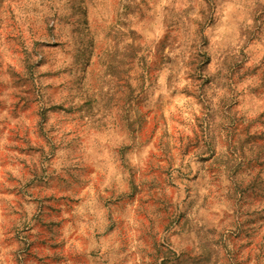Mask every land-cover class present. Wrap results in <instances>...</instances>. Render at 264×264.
<instances>
[{
  "label": "rangeland",
  "instance_id": "obj_1",
  "mask_svg": "<svg viewBox=\"0 0 264 264\" xmlns=\"http://www.w3.org/2000/svg\"><path fill=\"white\" fill-rule=\"evenodd\" d=\"M134 2L126 9L139 7ZM37 11L32 0H0V37L10 52L0 54V114H7L0 120V141H7L0 197H14L0 199V227L4 244L20 245L9 264H264V21L238 51L213 44L209 32L206 47L188 62L190 87L179 89L174 78L155 83L151 77L162 73H148L136 89L119 90L122 106L141 121V139H155L161 127L170 157L137 173L130 189L115 179L117 167L106 176L105 162L74 163L96 142L72 139L76 113L60 96L85 63V86L110 71L126 85L124 76L149 62L143 25L132 24L127 44L91 17L82 32H69L59 23L47 28L49 18L36 19ZM171 27L165 49L171 63L162 67L179 73L197 42L179 17ZM181 35L184 43L191 39L188 48ZM133 48L144 55L128 60ZM98 91L93 111L106 112L107 93ZM221 91L228 95L213 106ZM154 92L173 111L163 126L152 111ZM191 96L202 109L194 126L181 115Z\"/></svg>",
  "mask_w": 264,
  "mask_h": 264
},
{
  "label": "clouds",
  "instance_id": "obj_2",
  "mask_svg": "<svg viewBox=\"0 0 264 264\" xmlns=\"http://www.w3.org/2000/svg\"><path fill=\"white\" fill-rule=\"evenodd\" d=\"M129 0H32L38 10L35 18L43 21L49 18L47 28L55 29L57 24H64L69 32H82V25L88 22L89 17L94 22L104 25L106 31H112L116 40L125 39L127 44L133 43V23L143 25L142 34H145L146 44L152 45L149 55V62L142 64L134 76H124L126 85H120L121 73L119 71L108 73L104 79L96 78L95 85L84 84V73L87 64H81L78 71L79 76L70 78L71 83L68 90L61 93L60 102H67V105L75 110L73 116L74 129L72 139L77 136L82 139L91 137L96 142L95 149H86L82 154L75 156L74 163L86 167L89 164L105 162V174L111 175L113 167L120 169L116 180H123L131 186L135 182L137 173H143L145 169H150L153 165H159L161 159L169 160L167 138L163 135L162 128L154 129L155 139H141V121L135 115V109L129 110L122 106L119 99V90L128 87L129 91L136 89L142 77L148 73H162L151 78L155 83L163 84L165 78H174V83L179 89L191 86L188 73L193 69L188 66L193 54L200 48L206 47L205 40L209 32L213 33L212 43L216 45L231 44L237 51L250 38L255 29L264 21V0H196L192 4L190 0H135L134 5L126 9ZM191 9V10H189ZM79 17L73 23L72 18ZM188 27V33L195 39L197 46L191 51H186L183 56L181 71L176 73L171 69H164L163 64H170V52H165L167 48V36L174 29L171 27L176 18ZM147 21L145 24L144 22ZM53 41L55 38H52ZM183 35L180 42L183 47L188 48L191 39L184 43ZM160 52H156V47ZM31 51V50H30ZM0 54H10L7 46L4 45L3 38L0 37ZM136 55L139 58L144 53L137 49H130L128 60ZM159 56H163L161 61ZM168 57V59H165ZM123 61L121 64L127 63ZM126 71V70H125ZM215 71V67L210 68ZM110 77V78H109ZM113 81L116 83L113 84ZM151 84V80H148ZM102 89L107 93L106 99L110 102V110L106 112L93 111V105L97 104L96 96L101 95L98 90ZM172 91H176L173 89ZM227 91H221L217 97L212 98V104L219 103L221 96H227ZM191 107L185 111L181 107V115L187 117L195 125V117L201 114V105L196 96L188 97ZM144 101L145 97H141ZM264 111V108L260 109ZM131 111V115L129 114ZM152 111L157 115V120L163 126L165 119H170L173 111H165L164 106L159 101V94L153 93ZM96 113L93 115V113ZM7 114H0V120L5 119ZM163 117V119L161 118ZM191 135V133H189ZM7 141H0V153L5 152L4 145ZM9 170H12L9 168ZM171 171H176L175 168ZM17 175V172H13ZM191 171L185 176H190ZM108 179L105 178L102 187H108ZM133 193L130 191L129 196ZM0 199H14V197H0ZM34 207V206H32ZM142 210V209H140ZM0 222H2V209H0ZM5 230L0 227V264H9L13 253H16L20 245L13 242L6 245ZM105 249H101L100 257H104ZM102 261V259H100ZM111 264V260H109Z\"/></svg>",
  "mask_w": 264,
  "mask_h": 264
}]
</instances>
